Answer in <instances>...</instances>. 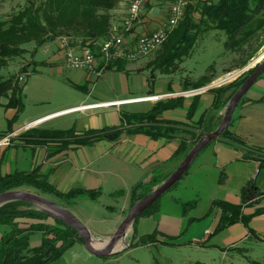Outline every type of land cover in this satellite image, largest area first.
I'll list each match as a JSON object with an SVG mask.
<instances>
[{"label":"rangeland","instance_id":"1","mask_svg":"<svg viewBox=\"0 0 264 264\" xmlns=\"http://www.w3.org/2000/svg\"><path fill=\"white\" fill-rule=\"evenodd\" d=\"M20 3L21 0H10L9 6L11 5L12 13L18 10ZM197 17L198 15H195V18ZM261 38L260 35L256 36L249 39L242 48L227 50L225 48L227 40L225 32L202 27L191 53L182 61L177 62L170 70L161 68L159 65L165 53L162 45L148 56L129 61L127 64H129V68H133L132 72H107L97 78L88 77L87 72L83 70H67L60 62L54 65H41L37 68L36 73L26 76L23 69L27 67L31 69L33 67L31 65L32 60L37 62L49 61L53 56L52 53L43 51L44 45L35 46L32 42L27 43L24 45L26 52L22 56L14 58L6 67L0 69V79L15 76L22 78L20 79L21 82L27 77L24 108L19 113L17 121L12 124V127L14 126L12 132L3 137L6 140L0 144V151L7 147L17 146L18 140L27 145L44 146L50 149L54 147L60 151L61 141L44 140L28 134L33 129L39 132L48 131L45 129H74L81 134L89 129L123 126L125 125L122 119L124 113L146 112L155 103L150 102V100H132L121 104L138 101L149 102L133 103L122 107L111 105L109 107H97L93 110H71L73 112L68 114L65 112L71 111L51 113L68 107L86 105L100 99L138 95H144L143 97L161 96L165 101L166 95H152L148 94V91L150 89L166 90L167 86L171 88L172 83L181 82L180 85L184 89L182 94L191 99V103L195 94H187V92L203 89L196 94L199 96L209 92L199 97V108L196 109L199 111L207 105L209 96L213 95L211 90H219L222 94L221 97L226 99L234 89L241 87L253 74L258 65L264 61V44L260 45ZM245 62H247L246 65L242 66ZM105 71L109 70L105 69L103 73ZM261 74L262 76L250 87L246 96L253 97L260 93L259 86H264V71ZM86 77L90 80L89 82H86ZM198 81H207L208 83L199 88H194ZM79 85H85V87H77ZM182 98L184 97L173 100H182ZM230 99L227 98L223 101L222 114L211 128L215 130L218 128ZM2 102L6 103L7 99L3 98ZM12 115L11 109L0 106V131L8 129L9 118ZM44 115L47 117L38 121L33 127L18 129ZM103 141L111 140L104 139ZM190 141L192 143L194 139L190 138ZM216 141L243 150L240 146L231 144L220 137L204 147L205 149L203 148L196 156L182 178L159 197L156 205L152 207L150 205L127 227L126 230H134V234L124 246L121 242L122 245L120 246H123L122 249L124 250H115L120 253L117 254L114 251V254L107 256L104 262L103 260L98 261L96 257H92L88 253L81 254L77 250H69L61 259L51 264H264V242L254 237L240 240L246 232L245 227L241 224L214 231L217 220L215 213L207 214L214 200L231 203L242 202L244 194L247 191L252 192V188H248L251 179H254L257 187L264 190L263 173L258 172L254 166L248 165L244 161L229 162L225 160L226 158L222 154L214 153ZM193 146L192 144V148ZM105 147L106 143H102V146L100 144L95 147L82 148L77 152H69L65 161L62 156L59 157L58 160L61 163L57 162L56 166L60 165V167L54 177L51 175L49 180L54 183L60 182L57 186L61 187L74 180L73 177H68L69 175L64 173V169L70 165V161L75 158L80 164L88 163L92 165L91 168L103 171L102 174L97 175L100 180L95 186H100L102 192L96 201L80 198L74 204L76 198L80 196L76 198L69 196L65 200L30 185H22L15 190L37 194L66 208L92 231L96 240H104L106 238L104 236L105 231L117 230L119 227L114 228L112 221L114 222L120 214H124L125 217L129 214L131 206L125 213L121 209L127 206L131 188L138 181L135 178H129L127 171L121 164L127 156L133 155V146L128 145L124 148H112L110 146L108 152H105ZM34 154L33 165L37 161L41 163L43 160L41 150H37ZM249 154L264 158L263 151L249 149ZM30 156L29 158L28 152V157L24 159L29 162V159L32 158L31 154ZM20 160L22 162L20 167L24 169L23 157ZM32 162L27 164L30 166ZM16 167L12 165V170ZM49 167V162L43 165L46 170ZM31 168L32 166L26 167V169ZM36 168L38 171V167ZM37 171L34 173L38 178H41ZM74 173L80 174L79 172ZM162 174H160L159 179L166 180L169 177L168 174ZM71 186L72 184L69 183L64 186V189ZM116 190L123 191L115 192ZM14 207L17 208L18 213L28 212L34 208L37 210L44 208L41 204L30 203H17ZM222 214L223 212L219 211V218ZM10 220V222L0 225V237L7 238L10 237L12 231L15 232L16 240L23 242V245L19 246L22 256L32 255V249L41 242V235L34 234L29 242V246L32 248L26 249L28 236L32 230H47L49 228V230H57V232H70V229L53 217L18 216ZM159 232L162 237H158L162 241H154L150 245L148 243V245L141 244L140 241L147 235H158ZM54 233L50 237L54 236ZM73 240L80 242L76 238Z\"/></svg>","mask_w":264,"mask_h":264},{"label":"trees","instance_id":"2","mask_svg":"<svg viewBox=\"0 0 264 264\" xmlns=\"http://www.w3.org/2000/svg\"><path fill=\"white\" fill-rule=\"evenodd\" d=\"M117 2L118 0H37L36 3L30 2V4L12 13L7 20H0V69L6 67L14 58L22 56L26 52L25 44L32 42L35 46H40L60 36L82 37L85 42H89V46L96 53L99 42L109 33L112 27L110 11ZM195 15H198V17L195 18ZM202 27L225 32L227 35L225 48L227 50L242 48L249 39L259 35L262 37L260 45H263L264 0H189L185 17L163 43L165 53L159 62L160 67L170 70L177 62L182 61L183 58L189 55ZM126 62L118 61L111 63L107 68L116 67L117 70L121 71L124 69ZM246 63L242 66L246 65ZM31 65H33L31 69L28 67L23 69L26 76L36 73L37 67L43 65V63L32 61ZM26 80L27 77L20 82V77L17 78L15 76L0 79V106L15 110L14 117L9 120L8 129L0 131V139L12 132V124L17 121L19 113L24 108ZM206 83L208 82L198 81L194 88L204 86ZM239 88L237 87L230 93L227 97L228 100ZM211 92L214 93L212 107L222 109L223 101L227 98H222V94L217 89L211 90ZM199 97V95L194 96V100L188 110V119L193 117L199 104ZM3 98L7 99L6 103L2 102ZM182 101L183 99L159 100L146 112L124 113L122 119L125 125L123 126L89 129L81 134L77 133L74 129L44 132L33 129L28 135H35L37 138L44 140H59L62 144L61 150H63L70 145L92 144L104 139L117 140L123 134L145 133L154 138H174L180 134H189L194 141L190 143L191 141L188 142L186 138H182L173 155L174 157L178 156L184 159L192 148V144L195 145L206 134L213 132L215 129L207 125L205 120L206 114L202 116L195 126H190L196 132L192 129L190 130L189 125L185 122L166 120L162 117L165 110L181 106ZM229 126L218 137L243 148L245 150L244 158L259 160L260 168L264 169V158L251 156L249 154L250 148L240 137L229 131ZM257 151L261 152V150ZM41 178H38L34 171L30 173L13 172L7 174L0 177V194L15 190L22 185H30L47 193L55 194L65 200L69 196L76 198L82 194L92 200H96L101 195V190L99 189H76L68 193H62L47 178ZM163 181L164 179H156L152 176L147 181H141L134 185L131 191L130 206L132 207L139 200L153 192ZM158 200L159 198L151 207L156 205ZM17 203L27 202L20 200L10 201L0 207V225L6 224L11 221L10 219L18 216H46L53 217L56 221L70 229L71 233L68 231L65 233L61 231L57 232V230H49V228L43 230L44 236L41 244L32 249V255L22 256L20 255L19 246H22L23 242L16 240L15 232L12 231L10 237H0V264H50L58 260L66 249L75 243L73 238L84 244V239L80 237L79 233L60 218L46 212H41L35 208L28 212L23 211L18 213L16 211L17 208L14 207ZM242 206L243 204H232L223 200H214L208 214L215 208L223 212L218 220L215 231L222 230L237 222H242L248 226L253 215L243 214ZM262 211L263 209L258 210L256 214ZM34 231L36 230H32L28 236V240L26 239V249L30 248L29 242ZM53 233L54 236L50 237ZM154 241H156V234L147 235L140 242L146 245Z\"/></svg>","mask_w":264,"mask_h":264},{"label":"crops","instance_id":"3","mask_svg":"<svg viewBox=\"0 0 264 264\" xmlns=\"http://www.w3.org/2000/svg\"><path fill=\"white\" fill-rule=\"evenodd\" d=\"M129 1L130 0H118L114 8L111 9L110 14H111V24L112 25L120 24L123 21L128 11ZM30 2L36 3L37 0H21L19 8L17 9L19 10L23 8L24 6L30 4ZM9 3H10V0H0V20H7L11 16L12 14L10 10L11 5L9 6ZM167 9H168V5L160 2V0H151V2L147 4L145 10L142 13V23L133 30V33L130 35V37L135 38L140 34L152 32L157 27H159L167 18V13H168ZM86 43H89V42H86ZM43 45L44 47L45 46L50 47V50L48 52H45L44 50L43 51L45 53H52L53 56L51 57L49 61H41V63H43V65L44 64L54 65L60 62L65 67L64 61H63L64 60L63 52L61 49H59L57 39L56 38L51 39L50 41L45 42ZM96 54L97 56H99L98 51H96ZM127 63L128 62H126L123 70L119 71L116 69V67H111V68H107L109 71H105L103 75L107 72H132L133 68H129L128 67L129 64ZM261 76L262 74L260 75V77ZM85 80L86 82L90 81L87 77L85 78ZM256 81L254 82V84L256 83ZM180 84L181 82L172 83L171 88L167 86L166 90L150 89L148 91V94H152V95L153 94L166 95V97H164L166 100H171V99L173 100L178 97L180 98L184 97L182 98L183 103L181 106L173 108V109L165 110L162 114V117L166 120L185 122L189 125V128L191 130L192 128L190 126H195L196 123L202 118V116L206 114L205 120H206L207 125L213 126L215 122L218 121V119L220 118L222 114V109H215L214 107H212V104L214 101V93H212L213 95L209 96L210 99L208 100L207 105L204 108H201L199 111H196V113H194L191 119H188L187 114H188V109L191 105V99L186 98L182 94V91L184 89L181 87ZM79 86H81L82 88L85 87V85H79ZM259 88H260V93L256 96H253V97L246 96V93L248 92L250 88L243 95L238 105L234 109L232 120L229 126V131L232 134L240 137L250 149L261 150L264 152V86H259ZM188 93H194V92H187V94ZM207 93L209 92H205L204 94H201L200 97H202L203 95ZM143 96L144 95H138V96H133V97H119V98L104 99V100L100 99V100L93 101L88 104L106 103L104 106L112 105L114 107H117V106L122 107V106L130 105L133 103L149 102V101H138V102L121 104L125 101L153 100L150 102L156 103L157 100L158 101L161 99L164 100L163 97L161 96H156V97H143ZM199 103H200V99H199ZM96 106L98 107V105ZM74 107H77V106L68 107V108L53 112L51 114L64 111V110H69ZM93 107L94 106H91L92 109L90 110L96 109ZM87 108H90V106L84 105L77 109H72V110L82 111ZM197 108H199V104ZM11 110L13 111V115L9 118V120L12 119L15 115V110L14 109H11ZM72 112L73 111L65 112V114L72 113ZM51 114H47V115H51ZM47 115H44L38 118L43 119L47 117ZM41 119L34 121L32 125L37 124L38 121H40ZM18 125L20 124L18 123ZM45 130L51 131L55 129H45ZM192 130L195 131L194 129ZM182 138H186L188 142H190V138H192V136L189 134H180L174 138H167V137H155L154 138L145 133L123 134L117 140H111V141L100 140L92 144L79 145V146L70 145L68 148L60 150V151H57L56 150L57 148L54 149V147H52V149L48 147L49 148L48 149L44 146L35 147L33 145H27V144H24L25 142L18 140L16 143L17 146L7 147L0 151V177L13 173V172L30 173L33 171H37L36 167H38L37 174L40 175V177L47 178V180L49 181L50 176L53 175L54 177L55 173L58 171V168L60 167V165L56 166L57 162L61 163L58 160L59 157L62 156L65 161L67 160V158L65 157L68 156L69 152H72V153L77 152V151H80L82 148L95 147L100 144L102 146V143H106V147L104 148L106 149L105 152H108L107 150L110 149V146L112 148H118V147L124 148L128 145L133 146V155L127 156L126 159L123 160L121 164L123 165V168L127 171V175L129 176V178H135L136 180H138L134 184L136 185L138 182L147 181L152 176H154V178L156 179H159L160 174L163 173L164 175H167V174L170 175L172 172H174V170H176V168L179 166V164L181 163L183 159L178 156L174 157L173 155L175 151L177 150L180 140ZM46 140H49V139H46ZM35 142H36L35 144H37V141ZM38 143H41V142H38ZM37 150H41L43 160L41 163L36 160L37 162L35 161L36 163L35 165H33L34 156H35L34 153H36ZM28 152H29V158L31 157L30 154L32 155V158L29 159V162H27V160L24 159L25 157H28ZM214 153L222 154L226 158L225 160L229 162L237 161V160L244 161L248 165L254 166L258 170V172H262L264 175V169L260 168L259 160L255 158H250V159L244 158V149L241 150L229 144H224L221 141H216V145L214 147ZM21 157H23V161H25L24 169L20 167L22 165V162L20 160ZM31 161H33L32 165L30 164L29 166L27 163H30ZM48 162L50 163V167L46 170V168H43V165L47 164ZM12 165L17 166V167L14 170H12ZM31 166H32L31 169H26V167H31ZM91 166L92 165L88 163L80 164L74 158L72 161H70V165H68L64 169V173L66 175H69L68 177H73L74 179L71 182H69L70 184H72L71 187H69L68 189H64V186H66L69 183L59 187L57 186V184H60V182L57 181V183H54L52 180H51L52 182L50 181L49 182L62 193H68L76 189H99L101 190L100 186H95V184H97V182H99L100 180L97 177V175L102 174L103 171L91 168ZM46 172L47 174H44ZM74 172H79L80 174L76 175ZM224 175L226 174L224 173ZM249 187L252 188V192L247 191V193L244 194V196L242 197V202L232 203V204H243L242 213L245 215H253L249 222V225L246 226L242 222H237L232 225H229L228 227L241 224L245 227L246 232H244L243 237L240 240L250 239L254 237L257 240L264 242V200H262V198H264V190H261L259 187L256 186L254 179H251L249 181L248 188ZM132 188H131V191H132ZM118 191H123V190H116L115 192H118ZM80 198L90 199L86 197L85 195H81L79 198L76 199L74 204H76L78 199ZM246 199L248 200L246 201ZM130 203H131V193L129 194V200H128L127 206L121 209V211L123 210V213H125V211L129 209ZM68 208H71V207H68ZM261 209H263V211L256 214V212ZM219 211L221 210L217 208L212 210V212L215 213V217L217 219L215 228L219 220ZM124 217H125L124 214H120L117 217V219L114 220V222L112 221L113 227L116 228L117 226H119L122 220L124 219ZM88 230L92 234V231L90 229ZM115 232L116 230L105 231L104 236H106V238L104 240H96L93 235L92 237L95 242L101 243V241H106L108 238H110ZM93 233H95V231H93ZM34 234L41 235V242H42V239L44 236L43 230H36L34 231L33 235ZM133 234H134V230H125L121 238L118 240L117 242L118 244L116 243L115 246L113 247L112 252H114L116 249L121 250L122 248H124L123 246ZM158 236H160V238L162 237L160 235V232L158 235L156 234V241H162ZM41 242L35 247L39 246ZM121 242L123 243V246H120L122 245ZM148 244L150 245L151 243H148ZM118 247H121V248H118ZM30 248L32 247L30 246ZM69 250L70 251L77 250L78 253H81V254L88 253L92 257H96L98 261L103 260L104 262L106 261V257L109 256V255L99 256V255L91 254L90 252L86 250L82 242H75L70 248L66 249V251L63 253L61 257H63L66 253H68ZM115 253H117V251H115ZM61 257L59 259H61Z\"/></svg>","mask_w":264,"mask_h":264},{"label":"built area","instance_id":"4","mask_svg":"<svg viewBox=\"0 0 264 264\" xmlns=\"http://www.w3.org/2000/svg\"><path fill=\"white\" fill-rule=\"evenodd\" d=\"M150 2L151 0L129 1L128 11L123 21L120 24L112 25L109 33L99 42V56L89 46V43H86L81 37H57L59 49L63 52V61L66 69L83 70L87 72L88 77L97 78L103 74V71L111 63L134 61L158 50L177 27L178 23L185 17L189 0H160V2L168 5L166 20L152 32L140 34L135 38L130 37L133 30L142 23V13ZM49 50L50 47L45 46L44 51L48 52ZM198 91H192L194 92L192 94L196 95ZM105 104L95 103L86 104V106H90L87 109H92L91 106L97 108L96 105L98 107H109L104 106ZM79 107L81 106L64 110L63 112ZM28 124L31 127L34 126L32 123ZM4 140L6 138L0 139V144Z\"/></svg>","mask_w":264,"mask_h":264},{"label":"water","instance_id":"5","mask_svg":"<svg viewBox=\"0 0 264 264\" xmlns=\"http://www.w3.org/2000/svg\"><path fill=\"white\" fill-rule=\"evenodd\" d=\"M263 71L264 61L258 65L253 74L234 93V95L230 99L227 110L218 128L213 132L206 134L199 142H197L184 157L176 170L172 172V174L166 180H164L159 187H157L153 192L139 200L131 207L129 214L121 222L116 232L106 241H101V243L95 242L88 228L69 210L37 194L18 190H10L1 193L0 207L7 202L17 200L24 201L30 204H41L44 208H40V210L46 211V213L60 218L79 233L80 237L84 239V246L88 252L99 256L113 254V247L121 238L127 227L134 221V219L138 217L142 212H144L150 205H152L164 192L171 188L184 175V173L189 168L195 157L200 153V151L215 138H217L225 129L228 128L234 109L236 108L246 91L254 84V82ZM26 127L31 128L29 124H25L18 129L23 130L24 128L26 129Z\"/></svg>","mask_w":264,"mask_h":264},{"label":"bare ground","instance_id":"6","mask_svg":"<svg viewBox=\"0 0 264 264\" xmlns=\"http://www.w3.org/2000/svg\"><path fill=\"white\" fill-rule=\"evenodd\" d=\"M32 124H33V122H32Z\"/></svg>","mask_w":264,"mask_h":264}]
</instances>
